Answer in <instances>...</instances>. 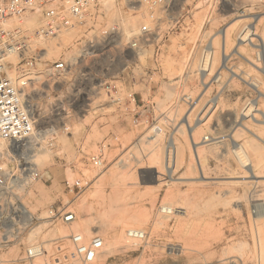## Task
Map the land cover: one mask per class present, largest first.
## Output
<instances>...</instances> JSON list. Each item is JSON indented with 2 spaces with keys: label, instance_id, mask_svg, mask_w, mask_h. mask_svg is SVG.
Returning <instances> with one entry per match:
<instances>
[{
  "label": "rangeland",
  "instance_id": "rangeland-1",
  "mask_svg": "<svg viewBox=\"0 0 264 264\" xmlns=\"http://www.w3.org/2000/svg\"><path fill=\"white\" fill-rule=\"evenodd\" d=\"M103 1L106 15L100 19L101 27L111 28L118 22L124 30H136L144 21L139 13L125 14L122 0ZM168 3V9L158 13L160 34L142 43L144 51L140 58L132 50H126L125 54L128 60H140L146 71L155 73L152 90L147 91L145 97L151 94L157 117L177 101L181 90L198 92L196 77L187 76V69L188 66L191 71L196 68L204 45L212 44L215 48L214 68L221 62L227 63L230 69L223 70L221 82L209 91V94L213 88L219 91L214 89L212 93L216 95L214 106L217 108L209 109L207 114L211 112L203 118L206 124L195 129L193 138L200 146L199 161L193 155L188 134L183 136L176 130L187 112L186 105L170 110L169 117L175 118L172 129L165 126V120L159 121L165 126L159 138L151 130L153 116L149 110L145 112V119L149 121L139 128L128 125L129 116L113 105L104 112L81 113L70 119L50 114L47 104L55 102L57 95L54 96L56 93L46 82L48 62H42L37 72L44 76L28 87L26 98L32 104L39 126L54 127L58 131L54 143L37 154L35 163L42 178L13 196L14 205L25 209V219L18 224L13 223L11 216L2 219L0 264H29L25 249L36 242L43 243L48 254L35 259L33 264H46L51 259L55 240L60 238L68 248L65 254L70 257L69 236L74 233L73 224L50 215L52 209L57 212L63 208L76 212L74 222L78 225L87 220L94 233L103 235L108 244L117 242L114 251L104 254L97 264H264V144L240 129L235 133L237 141L248 146L253 144L259 152V159L250 155V172L235 159L231 152L233 141L229 137V133L236 131L239 110L246 102L261 97L250 81L259 82L264 91V74L252 64L260 62L258 50L252 43L239 44L237 36L243 26H248L256 27L258 34L264 37V0H168ZM221 30H227V40L220 34ZM69 33L73 35H66L70 36V41L61 46L59 55L67 51L77 36V30ZM129 37L126 32L121 40L119 38V50L114 52L117 63L113 71L121 72L126 79L131 69L125 70V62L118 54ZM253 43H258V36ZM59 55L45 59L52 62ZM232 70L240 72L241 77ZM207 100L208 97L204 103ZM197 111L190 116L192 126ZM67 121L71 124L70 132L63 129ZM245 123L255 126L253 122ZM171 135L180 140L185 158L175 172V168L169 172L164 167L157 173L161 167L157 160H164ZM206 135H212V141L201 146ZM104 138L110 146L105 148L104 165L95 168L89 158L98 152ZM139 138H142L140 144L135 145ZM214 141L219 142L214 144ZM151 146L155 147L154 151L159 146L155 151L158 155L151 153ZM153 156L158 157L155 161L158 164L152 163ZM258 160L261 165L257 164ZM200 173L209 178L200 180ZM252 173L258 176L253 178ZM66 179L81 180L83 188L76 194L68 192ZM161 204L173 206L177 211L172 216H164L158 212ZM5 207L2 210L7 215ZM128 228H149L153 244L158 246L152 245L143 253L134 250L125 237ZM61 230L69 236L65 237ZM94 233L87 232L83 236L90 239ZM172 245L174 253L169 249Z\"/></svg>",
  "mask_w": 264,
  "mask_h": 264
},
{
  "label": "built area",
  "instance_id": "built-area-1",
  "mask_svg": "<svg viewBox=\"0 0 264 264\" xmlns=\"http://www.w3.org/2000/svg\"><path fill=\"white\" fill-rule=\"evenodd\" d=\"M122 1L125 14L139 13L144 19L136 30H124L118 22L111 28L101 27L100 19L106 15L103 0H0V141L4 142L0 148V225L3 218L10 216L14 224L25 219V209L14 205L13 196L33 181L42 178L41 170L32 156L35 158L47 145H52L57 135L58 130L54 127L39 126L32 104L26 98L28 87L39 80L31 77L39 74L37 71L42 62H48L46 82L48 88L56 93L54 96L57 95L55 102L47 104L50 111L48 107L46 110L50 114L65 115L67 119L81 113L104 112L109 105H113L122 108L124 115L129 116L131 120L128 125L139 128L149 121L145 119V112L149 110L153 116L151 130L157 135L163 133L165 126L168 129L174 127L175 118L169 117V113L177 105L187 106L186 121L191 126L189 116L195 111L198 110L194 123L201 121L209 109L217 108L214 106L217 102L216 95H213L217 88H213L210 94L209 91L212 86L221 82L223 70L230 68L226 62H221L214 68L215 48L212 44H206L200 52L196 68L191 71L188 66L187 69V76L194 74L196 77L198 92L181 90L177 101L160 117L156 116V105L151 101V94L145 97L146 92L150 93L152 90L151 83L155 73L146 71L140 60H128L125 52L132 50L140 58L139 55L144 51L142 43L148 41L150 36L160 34L161 18L158 13L165 12L169 3L168 0ZM34 12L40 13L39 28L29 30L12 27L15 19L22 21ZM72 30H77V36L67 51L52 62L45 59L48 49L42 42L56 40L55 43L61 46L62 38ZM126 32L130 34V40L123 45L118 55L125 62V70L131 69L128 79L121 76V72L115 74L113 71V66L117 63L114 52L115 49L119 50L118 40ZM11 55L17 57L16 63L9 60ZM9 71H14V76ZM207 97L209 100L204 103ZM161 119L165 120V126L159 124ZM63 129L70 132L71 124L64 122ZM210 137L213 138L212 135L204 136V141H212ZM141 139L135 145H139ZM192 140L195 141L193 137ZM108 146L110 143L104 138L99 143L98 152L90 156L95 168L104 165L105 148ZM166 151L168 162H171V147L167 146ZM64 184L68 192L73 194L83 188L79 179H66ZM5 205L7 215L2 210ZM158 212L164 216H172L176 209L161 204ZM50 215L60 218L66 224L77 219L75 211L65 208L58 209L57 212L52 209ZM125 237L134 250H142V253L154 245L149 228H128ZM69 240L72 246L70 257L65 254L68 248L64 240L56 239L51 259L46 264H97L104 255L105 237L98 232L90 239L82 234L72 233ZM169 249L174 253V245ZM47 254L48 251L41 242L33 243L25 249V259L29 264Z\"/></svg>",
  "mask_w": 264,
  "mask_h": 264
},
{
  "label": "bare ground",
  "instance_id": "bare-ground-1",
  "mask_svg": "<svg viewBox=\"0 0 264 264\" xmlns=\"http://www.w3.org/2000/svg\"><path fill=\"white\" fill-rule=\"evenodd\" d=\"M107 1H109V0H107ZM30 14H28L22 21L21 20H18V19H15L12 27H16V26L17 27H23L24 29H29V30H35V29L39 28L40 25H41V20L39 19V14L40 13L39 12H35L33 14L32 13H30ZM220 34L222 35V37L225 40H227V30H221L220 31ZM66 35H73V34L68 33ZM66 35L64 36L65 38L64 37L62 38L61 46H64L67 42L70 41V39H69L70 36L67 37ZM237 36L239 38V44L248 42V44L251 45V43H252L255 46V48L258 50L257 51L258 52L257 56H258V61H260V62H257V63L252 62V64H253V67L255 69H260L259 71L263 72V74H264V37H262V36H260L258 34L256 27L249 28L248 26H243ZM256 36H258V43H253V40L255 39ZM42 45L43 46H46L47 49H48V52H47V57L48 58L59 55V53L61 51V46L56 45V43L55 42H52V41L42 42ZM9 60H11L12 62H15L16 63L17 62V57L14 56V55H11L9 57ZM249 61L251 62V60H249ZM171 67H173V66H171ZM175 69L176 68H173L174 71H175ZM169 70H171V69L168 68V71ZM169 72L171 73V71H169ZM232 72H234V74L236 76L241 77L240 72L237 73L234 70H232ZM9 74L11 76H14V71H9ZM43 76L44 75L39 74L38 76H32L31 78L34 79V80H36V79L43 78ZM248 83H249V81H248ZM250 85L259 93V96H261V97H260V99H254V100H252L250 102H246V104H244V106L239 110L240 112L238 111L239 112L238 113V119L235 120V129H236V131L235 132L233 131L234 132L233 134L229 133V137L233 141V144H232L233 145V148L231 149V152L235 156V159H237V161L240 164V166H242L244 168H247L251 172L252 171L251 170L252 168H249V166L252 164V159H251L250 155L252 153L254 156L256 155L257 159H259L258 158L259 152L257 150V147L255 145H253V144L251 146H248V145H246L247 143L245 144L243 142H239V141H237V139L234 138L235 133L237 132L238 129H240V130H242L245 133H250L255 138V140L259 141L261 144H264V103H261V98H264V91L261 90L260 85H259V82L257 83L256 80L254 81L252 79V81H250ZM171 91H172V89H171ZM210 112L211 111H209V113ZM187 114L181 119V122H183V123L181 125L178 124L177 127H176V130H177V133L179 132L183 136H185L186 134H188V136L190 137V140H191V146H192V150H193V155L196 158V160L199 161V158L201 157L200 156L201 155V152H199V147L200 146H198V142H195V141L193 142L192 137L194 136L196 126L201 125L203 123V120L204 119H202L201 121L195 122V124L193 126H191V125H188V123L186 121ZM210 117L208 118V121H209ZM185 122H186V124H184ZM245 122H253L255 124V126L252 125V124H250V123H249V125H247V123H245ZM160 134H162V133L157 134L158 138H159V135ZM219 141H214L212 143L215 144L216 142H219ZM201 142H203V144L201 146H207V145H209L208 143L205 144V141H201ZM3 143L4 142L0 141V148L4 145ZM156 145H159V144H156ZM156 145H155V147H156ZM153 147L151 146V151L153 150V152H151V153H155V151H157V149H158L159 146L157 147V149L155 151H154V149H152ZM168 147H171V149H172V165L170 166V162H168L167 156H164V160L163 159L162 160L160 159L162 162H159L160 160L158 159V157L156 158L155 156H153V157H155V159H153V162L152 163H154L156 161V159H158L157 161L161 165V167L159 166L160 168H158V169L156 168L157 169V171H156L157 173H161L160 170H161V168L163 169L164 167L169 172L171 171V169L173 171V169L175 168L174 169V172H175V170L177 168H179V166L181 165L182 158H185L184 155H183V146H182V144H181V142H180V140L178 138H176V137H174V136L171 135V137L169 138ZM160 149H161V147H160ZM160 149H159V151H162V149L161 150ZM155 154H157V153H155ZM155 154H153V155H155ZM261 156L262 155H260V157ZM32 157H33L34 161H37V158H38L37 155L35 156V158H34V156H32ZM162 158H163V156H162ZM260 160H258V162H260ZM158 163L155 162L154 164H158ZM163 163H164V165H163ZM257 164L258 165L259 164L261 165V162L260 163H257ZM262 165H264V164H262ZM153 166L156 167L158 165H153ZM200 166H201V164H200ZM255 166H256V164H255ZM263 167H262V169H263ZM191 168H193V167H191ZM257 176L258 175L256 173H252V175H251V177H253V178H255ZM199 178H200V180H207L209 177L205 176L204 174H201ZM170 207H173V206H170ZM72 224H73V227H74L73 228V232L74 233H79V234L84 235L87 232L88 233H94L95 232L94 231V228H91L90 227L91 225H89V223L87 222V220L84 221L82 225H78V223H76V222H73ZM61 232L64 233L63 235L65 237L66 236H69L68 233H66L65 230H61ZM116 247H117V242L114 241L111 244H108L106 242L105 248H104V254L107 255V254L113 252ZM185 248H184V250H185ZM187 249L194 250V249H192L190 247H188Z\"/></svg>",
  "mask_w": 264,
  "mask_h": 264
}]
</instances>
